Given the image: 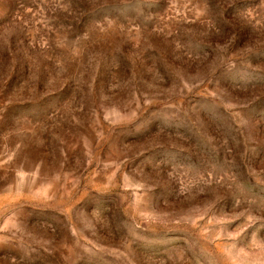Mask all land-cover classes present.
<instances>
[{"label": "rangeland", "instance_id": "rangeland-1", "mask_svg": "<svg viewBox=\"0 0 264 264\" xmlns=\"http://www.w3.org/2000/svg\"><path fill=\"white\" fill-rule=\"evenodd\" d=\"M0 264H264V0H0Z\"/></svg>", "mask_w": 264, "mask_h": 264}]
</instances>
